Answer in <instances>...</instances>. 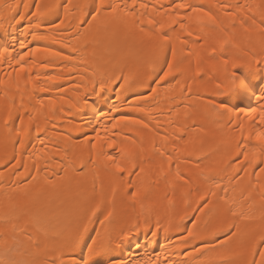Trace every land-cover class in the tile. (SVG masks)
Masks as SVG:
<instances>
[{
  "label": "bare ground",
  "instance_id": "6f19581e",
  "mask_svg": "<svg viewBox=\"0 0 264 264\" xmlns=\"http://www.w3.org/2000/svg\"><path fill=\"white\" fill-rule=\"evenodd\" d=\"M260 4L0 0V264H264Z\"/></svg>",
  "mask_w": 264,
  "mask_h": 264
},
{
  "label": "snow or ice",
  "instance_id": "6c2138e0",
  "mask_svg": "<svg viewBox=\"0 0 264 264\" xmlns=\"http://www.w3.org/2000/svg\"><path fill=\"white\" fill-rule=\"evenodd\" d=\"M104 5L103 3L100 4L99 8L97 9V11H99L101 8H103ZM141 7H146L144 5H141ZM191 8V11L193 13V15L197 18V19H203V20H207L209 22V26L212 28V30L215 32L217 29H219V32L217 33L216 37L214 38V43H213V53L214 55L211 58H216L217 56L219 57H227L228 56V48L229 47H239V37H238V30H237V25L235 23H233L232 25V29L233 31L231 32V35L228 34V32L226 31V26L225 27H221L219 24H217V19L210 14L209 11H205L203 10L201 7L199 6H189L186 5L184 3H179V4H175V8L176 9H185V8ZM258 8H262L264 9V0H261V4L257 6ZM113 11H115V7H113ZM226 15H228L230 18L235 19L234 17H232L231 13L226 12ZM186 19L191 20L192 17L188 16L185 17ZM95 19V17H94ZM175 17L173 16H168V20L172 23H175ZM241 23L239 24V29H243L244 32H247L248 29L244 27L245 23H248L247 20H244L243 18H241ZM251 22L253 24H255V19L253 18L251 20ZM261 22L264 23V12H262L261 14ZM149 24H152L153 21L151 19L148 20ZM56 27H59V25H56ZM161 27H163V25H161ZM192 33H189V35H191ZM147 35V34H146ZM148 39H151V37H148ZM217 45H219L220 47H217ZM3 51L5 53H7L9 51L8 48H4ZM49 55H57V53H49ZM174 55V52H173ZM21 59H23V56H21ZM219 63L223 66H225V72L227 73V65L229 64V59L228 58H224L221 59L219 61ZM234 64V62H233ZM172 70V66L171 64L168 65V71L164 72V76L167 77ZM21 71H23V69H21ZM250 82L247 80V78H240L237 76V73L235 71H232L230 75H228V82L223 90L222 93H217L218 95L220 94H225L227 95L229 92H237V93H245L249 88H250ZM217 89L221 88V84H217L216 85ZM264 98V97H262ZM214 107L219 108L221 111H228L227 108V101H221L219 104H214ZM252 112H255L256 109L252 108L251 109ZM262 116V120H264V113L261 114ZM12 119V113L9 111L7 113V116L4 118V124L5 126H9V122ZM23 120L21 119V124L23 125ZM261 139H264V136H261ZM109 159H112V157H109ZM118 170L123 172L124 169L119 168ZM141 171H143V169H141ZM261 172L264 173V168L261 169ZM177 179H182L181 177H177ZM184 182H187L186 180ZM130 195L135 198L136 196L139 195V192H132L130 193ZM205 203H207V201H205ZM0 215H2V213H0ZM93 215H95V209L93 210ZM86 227H85V231H86ZM189 235L191 236L192 233L189 232ZM127 236L126 235H121L120 240L122 241L123 239H126ZM93 245L96 244V241L93 240ZM220 247H223V244L220 245ZM94 248L93 247H89L88 249V254L89 256L94 254ZM261 255H264V253H262ZM6 264H36V261L33 259H12L10 261H7ZM52 264H55V262H52ZM84 264H87V261L84 262Z\"/></svg>",
  "mask_w": 264,
  "mask_h": 264
}]
</instances>
